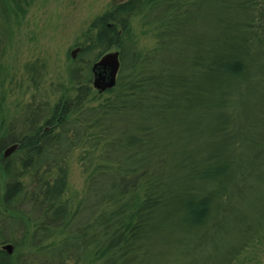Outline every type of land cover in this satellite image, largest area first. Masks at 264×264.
Returning <instances> with one entry per match:
<instances>
[{
    "label": "trees",
    "instance_id": "1",
    "mask_svg": "<svg viewBox=\"0 0 264 264\" xmlns=\"http://www.w3.org/2000/svg\"><path fill=\"white\" fill-rule=\"evenodd\" d=\"M22 3L31 4L0 0L7 28ZM195 4L117 1L90 23L88 45L71 66L72 86L55 103L33 98L11 119L0 103V264H147L171 221L189 234L222 228L233 199L252 178L264 179L262 98L256 93L251 108L243 98L264 84V0L225 5L245 18L219 19L215 36L192 41L197 53L174 61L172 43L188 29ZM140 13L155 30L153 51L138 50L133 37L131 19ZM7 34L0 31V46ZM113 47L121 52L117 84L90 104L102 96L92 65ZM32 64L27 73L39 89L44 66ZM236 104H244L246 134L235 131ZM179 137L185 141L175 147ZM78 148L86 180L76 202L65 195L67 159ZM6 242L17 251L4 250Z\"/></svg>",
    "mask_w": 264,
    "mask_h": 264
},
{
    "label": "rangeland",
    "instance_id": "2",
    "mask_svg": "<svg viewBox=\"0 0 264 264\" xmlns=\"http://www.w3.org/2000/svg\"><path fill=\"white\" fill-rule=\"evenodd\" d=\"M117 1L119 0H30L29 6L22 3L21 8H17L16 13L12 14L9 28L0 18V31L3 29L8 33L0 46V84L6 89L4 97L2 98L3 94L0 95V103L7 119L20 115L23 106L33 98L38 101L42 96H47L52 104L55 103L64 88L72 86L71 66L80 52L73 59L72 51L88 45L86 32L90 23ZM239 1L242 0H196L194 13L189 16L188 29L183 28L180 36L172 43L173 50L169 57L176 61L181 55L197 53L200 49L192 41L198 42L203 37L215 36L217 32L214 28L219 19L227 21L231 18H245V12L236 8L225 10V5ZM184 20L187 22V17ZM131 29L138 50H154L158 39L153 26L145 22L142 13L131 19ZM115 50L120 49L113 47L109 51ZM94 53H98V50ZM30 64L44 66L39 89L35 88V83L27 73V65ZM257 91L252 94L245 92L243 96L247 99L249 108L251 103H255L253 98L256 93L261 95L262 104L259 106L264 108V84ZM107 96L108 93L103 92L101 97L96 95L89 103L97 104ZM241 104L233 106L235 117L232 122L235 131L246 134V128L250 124L240 115L244 109V104ZM184 141L179 137L175 147H179ZM186 147L198 148L200 145L186 144ZM81 152V148L75 149L67 159L69 185L65 197L76 199V202L85 190L86 175L79 160ZM245 186L243 194L233 199L232 211L222 228L211 229L203 234L202 230L189 234L178 227L175 220L171 221L162 233L161 240L151 247L147 264H225L227 253L236 252L253 230L264 222V179L252 178ZM245 225L250 226L249 231L242 234L234 231L236 226L242 228ZM16 251L15 246L13 252ZM29 264H38V261ZM230 264H264V223L260 231L248 241V245L235 254Z\"/></svg>",
    "mask_w": 264,
    "mask_h": 264
},
{
    "label": "water",
    "instance_id": "3",
    "mask_svg": "<svg viewBox=\"0 0 264 264\" xmlns=\"http://www.w3.org/2000/svg\"><path fill=\"white\" fill-rule=\"evenodd\" d=\"M81 50L77 47L72 51V57L76 58L78 52ZM121 68V52L120 50L108 51L103 54L93 65V85L100 92H105L108 89L113 88L117 83V77ZM20 144L18 142L7 146L4 150V156L9 157L14 153ZM4 250L12 254L14 245L11 243L4 244L2 246Z\"/></svg>",
    "mask_w": 264,
    "mask_h": 264
}]
</instances>
